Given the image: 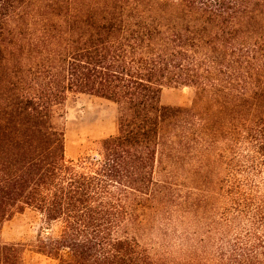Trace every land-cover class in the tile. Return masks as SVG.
I'll list each match as a JSON object with an SVG mask.
<instances>
[{
  "label": "trees",
  "instance_id": "16d2710c",
  "mask_svg": "<svg viewBox=\"0 0 264 264\" xmlns=\"http://www.w3.org/2000/svg\"><path fill=\"white\" fill-rule=\"evenodd\" d=\"M170 83L193 105H162ZM77 94L117 133L71 159ZM26 208L52 264H264V0H0V226Z\"/></svg>",
  "mask_w": 264,
  "mask_h": 264
},
{
  "label": "rangeland",
  "instance_id": "374dc122",
  "mask_svg": "<svg viewBox=\"0 0 264 264\" xmlns=\"http://www.w3.org/2000/svg\"><path fill=\"white\" fill-rule=\"evenodd\" d=\"M158 100L162 105L190 107L194 100L193 89L179 83L165 84ZM55 115L64 131L66 158L93 155L101 139L117 133V106L108 99L84 94L70 95L56 108ZM41 223L39 215L26 208L0 226L2 242L24 244L20 264H52L50 259L34 250L37 236L43 234ZM154 226L159 228L158 224ZM142 241L155 251L160 249L162 242L170 244V259L178 260L183 252L178 242L172 243L170 236L163 239L156 231L144 233Z\"/></svg>",
  "mask_w": 264,
  "mask_h": 264
}]
</instances>
